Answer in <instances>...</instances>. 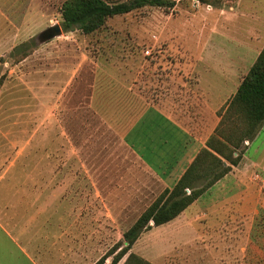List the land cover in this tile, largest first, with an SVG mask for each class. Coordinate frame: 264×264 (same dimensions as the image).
<instances>
[{
    "label": "rangeland",
    "instance_id": "rangeland-1",
    "mask_svg": "<svg viewBox=\"0 0 264 264\" xmlns=\"http://www.w3.org/2000/svg\"><path fill=\"white\" fill-rule=\"evenodd\" d=\"M172 1L38 45L63 0H0V218L26 225L38 262L96 264L127 246L123 234L164 190L148 165L172 152L163 119L201 142L198 152L219 123L226 104L216 110L200 87L206 55L222 73L230 51L239 56L241 80L264 47V0ZM243 148L204 193L207 216L142 231L119 264L130 253L150 264H264V123Z\"/></svg>",
    "mask_w": 264,
    "mask_h": 264
},
{
    "label": "trees",
    "instance_id": "trees-1",
    "mask_svg": "<svg viewBox=\"0 0 264 264\" xmlns=\"http://www.w3.org/2000/svg\"><path fill=\"white\" fill-rule=\"evenodd\" d=\"M206 3L205 0H198ZM144 6L173 8L171 0H63L59 26L64 33L78 30L90 35L101 29L115 16L128 14ZM220 118L214 134L205 143L179 181L160 196L142 213L123 234L127 246L118 247L108 256L109 264H119L128 254L142 231L164 225L185 211L209 188L226 176L243 158L245 142L250 141L264 123V47L243 76L237 91L218 111ZM224 163H227L225 166ZM119 245V244H117ZM119 252L115 251L119 249ZM105 256L96 264H106ZM124 264H150L130 253Z\"/></svg>",
    "mask_w": 264,
    "mask_h": 264
},
{
    "label": "crops",
    "instance_id": "crops-1",
    "mask_svg": "<svg viewBox=\"0 0 264 264\" xmlns=\"http://www.w3.org/2000/svg\"><path fill=\"white\" fill-rule=\"evenodd\" d=\"M228 55H230V59L228 60V71L235 73L236 78L240 73L241 60L239 56L232 60L233 54H231V51ZM258 55L259 53L257 56ZM257 56H255L253 63L255 62ZM208 59V55H206V58L201 65L205 69L206 74L209 73V75H205V77L209 79H206V81H203L202 79L200 87L202 88L203 86L211 88L209 93L211 97L210 102L212 103L213 108L219 110L228 102L232 95L235 94L243 77H241V80L236 78L237 80L234 82V79L229 78L232 77V73H222L223 68H220V63L216 62L215 64V62H211V60L208 62ZM219 70L221 72H218ZM155 113V111H152L151 115H154ZM163 121L164 125L170 130L164 132L160 140L164 141L166 149L172 150V152H168L169 155L167 158L158 159L155 164L148 165L151 169L155 170L154 172L157 174L158 181L163 189H171L179 181L186 169L197 156L202 143L189 137L182 130H180L181 128L169 119H163ZM176 131L178 132V137L180 138L178 140L175 135ZM171 133H173V135H171ZM160 152L162 151L157 152L156 150H151L150 152H147V154L153 158H158L160 157ZM225 178L226 176L215 186L218 187V185H221V182ZM206 194L199 197L176 219L166 224V226H173V224L180 223L182 224L181 228H185L188 225L197 223L195 219H200L203 215L207 216L209 209L204 208ZM25 227V224L23 225L13 222L3 223L0 218V264H42L37 261L39 259L37 257L38 252L33 251L30 240L25 236L26 234L20 232L26 230ZM40 255L41 253L39 252V256Z\"/></svg>",
    "mask_w": 264,
    "mask_h": 264
},
{
    "label": "water",
    "instance_id": "water-1",
    "mask_svg": "<svg viewBox=\"0 0 264 264\" xmlns=\"http://www.w3.org/2000/svg\"><path fill=\"white\" fill-rule=\"evenodd\" d=\"M61 35H62L61 27L59 25H56L38 34V36L35 38V42L38 45L44 44L46 42L51 41L55 37H59Z\"/></svg>",
    "mask_w": 264,
    "mask_h": 264
}]
</instances>
